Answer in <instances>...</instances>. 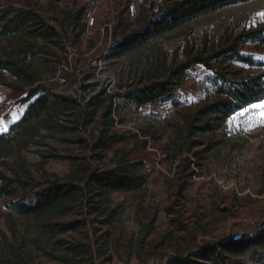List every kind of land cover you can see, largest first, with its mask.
Returning a JSON list of instances; mask_svg holds the SVG:
<instances>
[{
	"label": "trees",
	"instance_id": "1",
	"mask_svg": "<svg viewBox=\"0 0 264 264\" xmlns=\"http://www.w3.org/2000/svg\"><path fill=\"white\" fill-rule=\"evenodd\" d=\"M247 1L173 0L159 6L154 12L157 18L147 20L145 16L137 31H131V23L122 19L114 28V36L120 39L110 47L109 56L126 55L192 19ZM85 10L83 5L70 14L76 15L73 24H79ZM60 27L66 33L63 22ZM85 30L82 26L75 33L73 47ZM62 31L33 6L0 4V41L8 43L0 50V84L26 92L23 102L30 101L21 119L0 133V264H35L39 256L60 264H110L115 256L119 260L136 257L142 264H262L264 222L249 238L199 242L189 223L173 219V230L151 239L159 213L154 206H145L149 186L145 162L130 156L158 138L144 132L145 139L137 141L138 134L111 129L125 121L121 113L129 104L140 108L172 99L194 65L212 71L216 80L213 93L219 99L195 111H181L178 120L168 124L172 134L163 146L172 179L182 183L174 186L175 193L185 199L187 185L203 175L205 161L224 144L223 138L210 139L224 133L235 112L264 100V72L246 74L244 68L264 67V62L242 53L249 44L254 49L264 47V25L243 27L239 32L237 26H228L218 35L205 32L187 38L183 61H178L181 46L171 61L163 49L155 48L147 56L146 68L134 79L138 85L121 96L127 103L116 105L111 100L106 104L104 96H94L87 106L63 94H51L36 64L38 57L46 64L57 61L52 46L66 53ZM100 109L103 114L99 118ZM61 116H65L63 123ZM93 124L100 133L79 139L77 134ZM66 133L72 136L66 137ZM49 137L79 145L80 150L66 156L47 154L41 148L32 150L44 159L70 162L64 178L45 180L47 172L41 169L40 180L32 173L35 164H30L22 151ZM129 139L135 140L134 148L117 149L107 164L108 152ZM43 145L55 149L49 143ZM33 191L35 201L29 203L26 198ZM115 192L131 193L138 203L136 230L118 227L122 204H114Z\"/></svg>",
	"mask_w": 264,
	"mask_h": 264
},
{
	"label": "rangeland",
	"instance_id": "2",
	"mask_svg": "<svg viewBox=\"0 0 264 264\" xmlns=\"http://www.w3.org/2000/svg\"><path fill=\"white\" fill-rule=\"evenodd\" d=\"M126 1L108 0L101 4L96 0H0V4H10L19 8L33 6L35 11L61 31L60 24L62 22L65 24L66 33L62 32L67 47L66 53L52 46L58 54V59L55 58L57 61L46 64L41 57H38L36 64L41 68L47 86L51 88V94H63L85 106L88 102H92L94 96H104L107 99L106 104L111 100L116 105L127 103V100L121 96L138 85L133 79L126 82L127 67L140 68L142 58L148 56L155 48L163 49L169 54L171 61L174 51L181 46L178 61H183L185 60L183 46L187 38L193 39L205 32L218 35L228 26H237L239 32L243 27L264 25V16L260 15L264 13V0H250L192 19L163 37L153 38L131 53L110 57L109 48L112 45L110 37H113L115 25L125 18ZM83 5L86 6V10L94 11L97 17L96 26L87 27L83 17L78 25L73 24L76 15L70 16V14L76 13L78 7ZM158 7L159 5H156V9ZM53 18L55 19L52 20ZM128 22L131 23V30L137 29L141 23L139 20ZM144 23L143 19L141 26ZM82 26L86 28L85 34L73 47L74 35L82 29ZM7 44L6 40L0 41V50ZM242 53L254 55L257 61L264 62V47L254 49L253 45L249 44L242 49ZM244 68L246 74L255 75L264 72V67L244 66ZM215 81L212 71L205 69L203 65H194L172 99L147 104L140 108L129 104L121 113V118L125 121L122 124H115L111 129L117 133L138 134L137 141L145 139L144 132L158 138L151 139L146 147L140 146L135 149L130 156L133 160L145 162L149 175L145 206H154L159 213L157 229L151 239H158L165 232L173 230L171 224L173 219L189 223L199 242L249 238L264 222V120L260 119L261 110H254L251 107L264 100L235 112L228 119L224 133L215 134L210 139L223 138L224 144L216 154L205 161L203 175L195 176L187 185L185 199L176 195L174 186L182 183L174 182L169 164L164 162L163 146L172 134L168 124L177 121L181 111H195L201 105L217 101L219 98L213 93ZM9 90V87H6L8 93ZM208 96L211 98L208 99ZM102 114L103 109H100L98 117L100 118ZM117 118L120 116L117 115ZM64 121L65 116H61V122ZM100 131L93 124L77 136L79 139H84L98 135ZM65 136L70 137L72 133H66ZM41 142V144H32L29 150L22 151L29 163L36 166L32 169L33 176L41 180L43 175L41 169H43L47 172L45 180L64 178L70 171L69 161L57 157L44 159L32 150L41 148L46 150L47 154L66 156L78 153L80 146L50 137ZM134 142V139H129L116 144L108 152L105 162L107 164L111 162L117 149H133ZM46 143L55 149L43 145ZM201 170L198 168L199 172ZM34 194L35 191L29 193L26 201L34 202ZM112 200L115 205L122 204L118 227L125 231L136 230L135 214L138 203L134 201L133 194L115 192L112 194ZM261 252L263 256L260 259L264 264V250ZM35 264L60 263L39 256ZM110 264L142 263L136 257L119 260L115 256ZM148 264L159 263L151 261Z\"/></svg>",
	"mask_w": 264,
	"mask_h": 264
},
{
	"label": "crops",
	"instance_id": "3",
	"mask_svg": "<svg viewBox=\"0 0 264 264\" xmlns=\"http://www.w3.org/2000/svg\"><path fill=\"white\" fill-rule=\"evenodd\" d=\"M107 1L108 0H104L103 2H101V4H104ZM171 1L173 0H153L147 7L142 8L141 13H140V18H139V22L141 23L138 25L137 29L131 30V31H137L142 28L141 24L145 16L148 18L147 20L157 18V16L154 15V12L158 10L156 9V5L161 6L164 3L169 4ZM125 7H126V4H125ZM87 10H90V9H87ZM87 10H85L84 15ZM124 17H125V11H124ZM124 19H126V21H131L127 19L126 17ZM132 22H135V21H132ZM84 34L85 33L82 34L80 41L83 38ZM99 34L101 33L99 32ZM119 39H120V36L115 37L114 33H113V37H110L112 45ZM9 91H10L9 93L6 91V86L0 85V133L7 132L13 123L20 120L26 108L28 107L30 103V101L23 102V99L27 96L26 92L15 91L12 89H10ZM14 103H16V105L13 106Z\"/></svg>",
	"mask_w": 264,
	"mask_h": 264
},
{
	"label": "built area",
	"instance_id": "4",
	"mask_svg": "<svg viewBox=\"0 0 264 264\" xmlns=\"http://www.w3.org/2000/svg\"><path fill=\"white\" fill-rule=\"evenodd\" d=\"M98 3L103 2L104 0H96ZM153 0H128L125 7V17L131 21H138L140 18V13L142 8L147 7ZM85 25L87 27H94L97 25V17L93 10H87L84 15ZM147 65V56L142 58L140 68H129L127 67L125 80H134L142 70L146 68Z\"/></svg>",
	"mask_w": 264,
	"mask_h": 264
},
{
	"label": "snow or ice",
	"instance_id": "5",
	"mask_svg": "<svg viewBox=\"0 0 264 264\" xmlns=\"http://www.w3.org/2000/svg\"><path fill=\"white\" fill-rule=\"evenodd\" d=\"M260 15L264 16V13H261ZM252 109H259L260 111V119L264 120V101L260 102L259 104H254L251 106ZM245 111H248V109H245Z\"/></svg>",
	"mask_w": 264,
	"mask_h": 264
}]
</instances>
